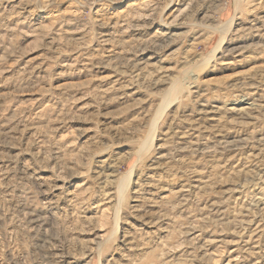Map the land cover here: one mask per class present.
I'll return each mask as SVG.
<instances>
[{"label": "rangeland", "instance_id": "1", "mask_svg": "<svg viewBox=\"0 0 264 264\" xmlns=\"http://www.w3.org/2000/svg\"><path fill=\"white\" fill-rule=\"evenodd\" d=\"M239 1L0 0V264H264V0Z\"/></svg>", "mask_w": 264, "mask_h": 264}, {"label": "bare ground", "instance_id": "2", "mask_svg": "<svg viewBox=\"0 0 264 264\" xmlns=\"http://www.w3.org/2000/svg\"><path fill=\"white\" fill-rule=\"evenodd\" d=\"M237 1H239V0H235V4L237 3ZM240 2V1H239ZM253 9V8H252ZM242 10V9H241ZM241 10H240V12H241ZM249 10V9H248ZM250 11H252V10H250ZM253 11H254V9H253ZM252 13V12H251ZM243 15V14H242ZM232 20H235V19H232ZM236 21V20H235ZM212 25V24H211ZM206 27V26H205ZM213 30H214V32L216 33V34H218L219 33V35H223V34H225V32L227 31V29H229V26H228V28H226V27H217V28H215V27H213L212 28ZM232 29V28H231ZM207 32V31H206ZM200 36H201V34H200ZM224 36V35H223ZM223 36H220V38L218 39V42H217V45H216V47H214L213 48V51L211 52V54H215V55H217L218 54V52H220V49H221V47L223 46V44H225V39H223ZM197 37V36H196ZM198 40V39H197ZM195 43V42H194ZM192 44V43H191ZM190 45V44H189ZM193 45V44H192ZM191 46V45H190ZM236 47V46H235ZM234 50V49H233ZM242 51V50H241ZM245 53V52H244ZM226 54V53H225ZM234 54V53H233ZM238 54H239V52H238ZM234 55H236V53L234 54ZM233 56V55H232ZM220 57V56H219ZM220 59V58H219ZM232 59V58H231ZM233 60V59H232ZM215 61V60H214ZM214 61H213V63H214ZM212 62V61H211ZM221 62H223V61H221ZM212 63V64H213ZM211 64V65H212ZM190 66V65H189ZM192 66V65H191ZM191 66L190 67H188L187 69H186V71L188 70V72L187 73H185L186 74V76L183 78V77H181L182 78V80H179V82L178 83H176V85L175 86H173V88L172 89H175V91H176V89L177 88H179L180 89V87H185V88H191V87H193L194 86V83H193V81H191V80H193L194 78H195V72L193 71V70H190V68H191ZM214 66V65H213ZM196 71V70H195ZM186 79H189V81L188 80H186ZM190 81H191V83H190ZM182 83H183V85H182ZM184 88V89H185ZM171 89V88H170ZM171 89V90H172ZM193 90V89H192ZM189 92V91H188ZM173 93H175V92H173ZM171 95V94H170ZM180 96V95H179ZM190 96V95H189ZM172 98V99H171ZM170 99L171 100H173L172 102H174L175 100H177V98H179L178 96H177V94L175 93L172 97H171ZM170 101V100H169ZM178 101V100H177ZM176 101V102H177ZM166 102V101H165ZM179 102V101H178ZM169 105V104H168ZM158 148V147H157ZM158 154V153H157ZM132 174V173H131ZM264 187V179H259L256 183H254L253 184V190H254V192H255V195H254V197H253V199H252V201H251V204H252V206H255V207H259V208H262V209H264V197H263V195H262V192H261V190H263L262 188ZM122 193H123V191H122V189L120 188L119 190H118V195L119 196H121L122 195ZM118 197V196H117ZM119 198V197H118ZM121 199H122V197H121Z\"/></svg>", "mask_w": 264, "mask_h": 264}]
</instances>
